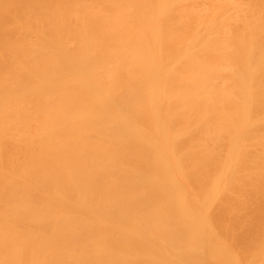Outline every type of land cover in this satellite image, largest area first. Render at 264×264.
Masks as SVG:
<instances>
[{
	"label": "bare ground",
	"instance_id": "1",
	"mask_svg": "<svg viewBox=\"0 0 264 264\" xmlns=\"http://www.w3.org/2000/svg\"><path fill=\"white\" fill-rule=\"evenodd\" d=\"M0 264H264V0H0Z\"/></svg>",
	"mask_w": 264,
	"mask_h": 264
}]
</instances>
